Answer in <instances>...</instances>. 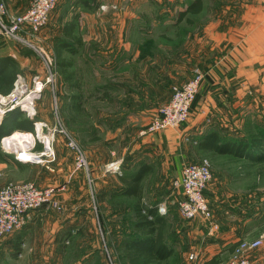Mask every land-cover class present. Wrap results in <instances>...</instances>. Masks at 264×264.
I'll return each mask as SVG.
<instances>
[{
  "label": "rangeland",
  "instance_id": "374dc122",
  "mask_svg": "<svg viewBox=\"0 0 264 264\" xmlns=\"http://www.w3.org/2000/svg\"><path fill=\"white\" fill-rule=\"evenodd\" d=\"M83 1L59 0L48 25L29 45L0 40L18 48L21 57L16 59L19 72L14 91L8 96L0 95V126L5 119L25 112L24 118L33 121L34 131L40 124L51 138L56 155L44 156L41 163L34 158V163L16 165L7 161V156L15 158L21 148L40 154L45 148L39 151L36 146L39 142L43 147L45 144L38 139L37 131L19 141L3 139L15 132H28L4 134L0 139V188L12 182H31L38 187L56 182L53 186H66L58 195L61 210L52 206L36 209L20 230L0 235V264H129L123 242L136 233L132 211L135 200L118 193L124 185L114 192L110 187L120 186L119 176L127 174L121 160L130 141L137 134L143 137L141 133L153 116L171 100L173 87L189 82L198 70L204 79L188 120L177 129H164L152 136L199 122L200 134L185 132L180 136L181 149L189 158L182 169L187 164L209 160L213 180L206 198L213 218L211 222L201 218L192 222L181 216L177 204L182 192L174 185L180 176L162 170L163 161L159 160L165 154L157 157L152 151L157 169L143 181L144 196L153 206L164 203L167 207L168 243L175 250L163 264H202L236 242L258 239L262 245L246 255L253 264H264V150L244 151L242 154L247 156L241 157L198 149V143L210 131H217L224 143L242 144L264 138V64L247 65L241 79L229 81V88H239L241 97L217 100L204 96L205 85L212 82L205 81L206 74L207 79L213 78L214 72L218 75L219 69L228 70V66L218 63L224 57L220 49L196 43L195 32L203 36L200 31L214 19V10L221 1H228L205 0L204 12L198 17L189 16L194 25L178 22L180 10L192 0H87L96 9L87 20L82 16L83 8H79ZM6 8L11 16L21 15L10 12L7 5ZM75 15L79 18L73 36L82 44L75 43L74 52H62V58L70 64L67 71L73 76L69 82L57 64L55 47L65 40L64 27ZM126 21L129 31L111 37L109 23L121 26ZM112 40L134 43L135 59L113 66L112 56L96 58L94 53ZM217 83L218 89L223 88L222 80ZM27 98L33 99L30 110L17 104ZM211 98L212 103L227 105L221 110L212 109ZM138 108L139 111H130ZM68 139L76 143L80 152L69 146ZM79 153L86 161L81 169H77ZM58 155L63 176L55 178L46 166L52 167ZM119 165L117 172L114 168ZM211 223L218 228L213 229ZM191 225L200 226L202 233L188 237L185 231ZM193 249L197 254L190 259ZM233 257L225 253L221 264Z\"/></svg>",
  "mask_w": 264,
  "mask_h": 264
},
{
  "label": "crops",
  "instance_id": "0c3cea01",
  "mask_svg": "<svg viewBox=\"0 0 264 264\" xmlns=\"http://www.w3.org/2000/svg\"><path fill=\"white\" fill-rule=\"evenodd\" d=\"M3 1L8 6L10 12H12L13 14H23L29 8L32 0H12V2H15L12 5H8L6 0ZM195 1L196 0H192V2ZM227 1V3L225 1H221V5L218 6L219 8H217V10H214L213 12L214 19L211 22H207V25L202 27L200 33L203 31V36L202 34H197L198 31L195 32L194 36V40L196 41V43L205 45L209 44L210 46L213 45V49L217 47L224 54V57L219 60L218 63H223L224 65L228 66V70L219 69L218 75L214 72L213 78L210 77L209 79H207L209 77L208 74H206L207 76L205 78V81L212 82L208 87L207 85H205L204 96L206 98H209L211 96L213 98H217V100L223 98L225 99L232 95L241 97L239 88H229V81L241 79L246 73L245 66L247 65L264 64V4L262 3V0ZM87 2V0H84L83 2H81L82 5L79 4L82 7L78 6L79 8H83L82 16L86 18V20L92 16L91 14L94 15V11L96 10L94 6L91 5V2L89 4ZM192 2H190V4ZM203 2L205 3V0H203ZM203 12L204 10L199 15H201ZM199 15H194L192 17H198ZM192 25H194V23ZM129 28L130 27L127 25V21L121 26H118L116 22L109 23V25L107 26V29L109 30L108 33H111L112 35L111 37H118L117 33L121 36L122 34L125 35L129 31ZM105 44L106 45H104V49L98 50L94 53V56H97L96 58H102L103 56L106 57V54L112 56V60L110 63L113 66H115L116 63H129V61L135 59L133 54L135 53L133 52L134 43H130V41L128 40H112L109 43L106 42ZM5 55L12 56L18 61L21 58L18 48H16L15 46L4 45L0 43V56ZM178 66L180 65L178 64ZM221 80L223 88L220 87V89H218L217 85L219 84L217 83V81ZM176 86L177 85H175V87ZM209 101L211 103L210 107L212 109L218 108L219 110H221L220 108H223V106L227 105L226 102L224 103L219 101L218 104H215V102L212 103V98ZM203 107L207 108L204 105ZM139 109L140 108L130 111H139ZM198 124L199 122L193 121L191 124L186 125L184 129L182 128L181 130L176 132L172 130H166L159 134V136L154 137L152 135H145L141 137L137 134V136H135V138L130 141L129 146L125 151V158H122L121 160L122 165L126 164L127 166V174L139 171L142 164H148L152 166L153 169H157V163H155V160L151 159V152L154 151L157 154V157L162 156L161 153L165 154V156H163L161 160H159L163 161V167L161 168L162 170L167 172L171 171L173 173H176L175 175L181 176L182 164L184 163V161H188L189 158H186L183 150L181 149L182 142L180 141V136L185 132L192 135L200 134L201 130ZM61 162L62 159L58 155V160L56 163H53L52 167L46 166L50 169L55 178L63 176V174H60L63 172V170L59 169L60 165H58ZM53 185H56V182L55 184L53 182L47 183L45 184V187ZM122 186L123 184L120 182V186L119 184L113 185L111 186L113 188L110 187V190L114 192ZM144 202L148 207L153 206V202H148L145 196ZM201 219L197 218L192 222H199ZM194 233H202V231H200V226L191 225L185 231V234L188 237L195 238ZM237 243L239 242H236L235 244ZM230 248L224 249L215 255H218L221 252H223L221 255H224L225 253H228L230 255L234 254L229 251ZM194 253L197 254L194 249L191 250L190 254ZM214 256H212L208 260L212 259Z\"/></svg>",
  "mask_w": 264,
  "mask_h": 264
},
{
  "label": "built area",
  "instance_id": "2783aa9c",
  "mask_svg": "<svg viewBox=\"0 0 264 264\" xmlns=\"http://www.w3.org/2000/svg\"><path fill=\"white\" fill-rule=\"evenodd\" d=\"M58 1L32 0L24 14L11 16L8 14L5 3L0 0V40L29 45L30 40L35 39L37 34L48 25ZM262 3L264 4V0H262ZM203 79L204 74L198 70L189 82L181 87L174 88L169 103L157 111L141 135H153L164 129H177L185 123L190 116L191 106L199 93ZM40 91L41 88H38L39 93ZM25 101H28V98L17 104L22 106ZM31 101V106H34L33 99ZM42 129L41 126L42 136L38 131L34 132L37 133L38 139L40 141L42 139L44 142V151L40 154H33L31 150L21 148L18 150L19 152L17 151L18 153L14 154L16 160L34 163V158H36L41 163L44 156L55 158L54 144ZM68 140L70 141L69 146L79 151L76 143L72 139ZM25 154L31 160H24ZM79 156H81L80 153ZM77 165V169L86 166V161L82 156L78 158ZM120 166H115L114 170L120 171ZM212 180L213 172L209 160H202L184 166L180 178L174 182L175 187L182 192V198L177 205L184 219L192 221L202 218L208 222L212 221V211L206 198V191ZM65 188L66 186L38 187L31 182H12L0 188V235L6 236L20 230L24 226L29 213L36 209L52 206L57 210H61L58 195ZM157 212L159 215L166 216L168 209L162 203L157 206ZM149 218L152 219L151 216ZM211 225L213 229L218 228L214 223H211ZM261 245L262 240L259 239L253 242L242 240L234 251V257L225 264H253L246 252H251ZM195 257V254H191L190 259Z\"/></svg>",
  "mask_w": 264,
  "mask_h": 264
},
{
  "label": "trees",
  "instance_id": "16d2710c",
  "mask_svg": "<svg viewBox=\"0 0 264 264\" xmlns=\"http://www.w3.org/2000/svg\"><path fill=\"white\" fill-rule=\"evenodd\" d=\"M204 10L203 0H196L192 2L179 13L178 22L187 21L192 25L194 20L189 16L199 15ZM79 15H75L71 22H67L63 34L65 40L58 47H55L57 64L61 68V72L66 76L67 81L72 82L73 76L67 71L70 66L62 58V52H74L75 43L81 45L82 41L75 38L74 32L77 27V20ZM19 63L12 56H0V95L8 96L15 89V81L19 72ZM25 112L20 111L16 117L7 118L0 126V139L4 136L10 135L13 131L21 130L28 133L34 132L33 121L24 118ZM242 144L244 146H242ZM228 143L222 142L217 131H210L205 138L198 143V149L205 153L216 155H231L241 156L244 151L263 152L264 138L254 139L253 142L246 143ZM37 150H42L43 146L39 142L36 146ZM247 153V152H246ZM251 153V152H248ZM247 155H244V157ZM7 161L16 165L22 163L16 160L13 156H7ZM153 167L148 164H142L141 169L136 172L123 174L119 176L120 182L124 185L119 194L133 198L135 204L133 211V227L135 234L130 236L123 242L125 257L129 264H163L169 261L175 254V250L168 243L169 220L166 216L159 215L157 206L148 207L144 203V185L143 181L147 175L152 172ZM152 217L150 219L149 217ZM239 243L234 244L229 251L234 253ZM222 255H215L212 259L203 264H221Z\"/></svg>",
  "mask_w": 264,
  "mask_h": 264
},
{
  "label": "bare ground",
  "instance_id": "6f19581e",
  "mask_svg": "<svg viewBox=\"0 0 264 264\" xmlns=\"http://www.w3.org/2000/svg\"><path fill=\"white\" fill-rule=\"evenodd\" d=\"M32 99L31 98H28V101H25V102H23L22 103V108L23 109H25V110H30L31 109V101ZM0 114H1V112H0ZM37 126H38V128H37V131L39 132V134H40V136H42V134H41V125L40 124H37ZM29 134H31V135H29ZM30 136H32V133H21V132H15L13 135H10V136H8V137H6V138H4L3 140L5 141V142H7V141H10V140H23L24 138H30ZM26 140V139H25ZM26 156H24L25 157V159L24 160H31L29 157H28V155L27 154H25ZM23 157V158H24Z\"/></svg>",
  "mask_w": 264,
  "mask_h": 264
}]
</instances>
